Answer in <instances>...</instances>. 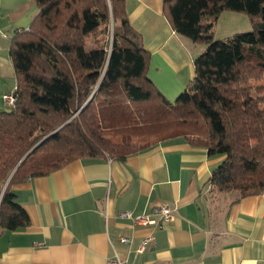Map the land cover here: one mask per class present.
<instances>
[{
	"label": "trees",
	"instance_id": "1",
	"mask_svg": "<svg viewBox=\"0 0 264 264\" xmlns=\"http://www.w3.org/2000/svg\"><path fill=\"white\" fill-rule=\"evenodd\" d=\"M35 2L37 16L10 47L15 103L0 112V230L31 222L13 185L178 138L224 157L212 193L264 192V0L165 1L173 30L207 47L175 101L148 77L151 55L125 0ZM227 11L246 14L252 30L215 40Z\"/></svg>",
	"mask_w": 264,
	"mask_h": 264
},
{
	"label": "crops",
	"instance_id": "2",
	"mask_svg": "<svg viewBox=\"0 0 264 264\" xmlns=\"http://www.w3.org/2000/svg\"><path fill=\"white\" fill-rule=\"evenodd\" d=\"M167 0H125L130 24L151 55L148 77L170 101L194 79L204 49L177 34L164 15ZM35 0H0V112L17 89L10 47L38 14ZM224 157L183 138L161 142L124 162L77 160L11 190L30 225L0 230V264H264V192L212 193V171ZM167 206L161 228L134 225L120 213L151 214ZM128 238L127 243L121 242ZM146 238L151 241L138 253Z\"/></svg>",
	"mask_w": 264,
	"mask_h": 264
},
{
	"label": "built area",
	"instance_id": "3",
	"mask_svg": "<svg viewBox=\"0 0 264 264\" xmlns=\"http://www.w3.org/2000/svg\"><path fill=\"white\" fill-rule=\"evenodd\" d=\"M3 99L10 107H12L15 103L14 95H4ZM119 217L123 219H129L133 222L134 225L137 226L161 228L165 223H168L173 219V212L167 206H158L153 209V212L151 214L135 216L131 212H123L119 214ZM128 241L129 239L125 237L121 239V242L124 243H127ZM150 241V238H146L140 246L138 253H143ZM124 263L125 262L121 261L120 259H113L110 261V264Z\"/></svg>",
	"mask_w": 264,
	"mask_h": 264
},
{
	"label": "rangeland",
	"instance_id": "4",
	"mask_svg": "<svg viewBox=\"0 0 264 264\" xmlns=\"http://www.w3.org/2000/svg\"><path fill=\"white\" fill-rule=\"evenodd\" d=\"M251 30V20L246 14L227 11L221 14L214 27V38L215 40L224 41L234 34L246 33ZM192 44L194 45V43ZM200 48L205 51L207 47L201 44H196L197 51Z\"/></svg>",
	"mask_w": 264,
	"mask_h": 264
},
{
	"label": "water",
	"instance_id": "5",
	"mask_svg": "<svg viewBox=\"0 0 264 264\" xmlns=\"http://www.w3.org/2000/svg\"><path fill=\"white\" fill-rule=\"evenodd\" d=\"M37 146H38V145H36L35 147H37ZM35 147H34V148H35ZM30 152H31V151H30ZM28 154H29V153H28Z\"/></svg>",
	"mask_w": 264,
	"mask_h": 264
}]
</instances>
